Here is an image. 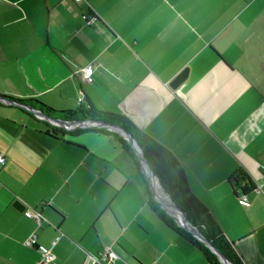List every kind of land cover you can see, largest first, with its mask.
<instances>
[{"label": "crops", "instance_id": "obj_1", "mask_svg": "<svg viewBox=\"0 0 264 264\" xmlns=\"http://www.w3.org/2000/svg\"><path fill=\"white\" fill-rule=\"evenodd\" d=\"M0 94L127 117L185 167L242 264H264V0H0ZM122 139L0 103V264H83L106 246L114 264H211L152 206Z\"/></svg>", "mask_w": 264, "mask_h": 264}, {"label": "trees", "instance_id": "obj_2", "mask_svg": "<svg viewBox=\"0 0 264 264\" xmlns=\"http://www.w3.org/2000/svg\"><path fill=\"white\" fill-rule=\"evenodd\" d=\"M10 98L17 99L14 97ZM17 100L25 104L40 107L47 114L58 115L64 119H79L80 116L81 119L92 118L97 120H105L125 126L137 139L150 166L152 167L154 173L159 177L165 189L170 193L177 205H179L186 212L188 220L193 225H195L199 231H201L231 261H233L235 264H242L240 258L234 252L232 245L226 239L222 229L210 212L209 208L196 194L192 192L188 183V176L185 167L167 147H165L151 135L145 133L133 125L127 117L100 110L93 106L80 107L77 110L57 111L56 109L37 99ZM59 130V127L53 128V132L56 134ZM122 140L125 146H127L128 150L138 161V165H141L140 160L137 158L136 153L134 152L129 141L126 139ZM143 175L147 184L150 202L152 206L160 212L161 218L167 224L175 228L179 233L188 238L192 243L201 248L208 256L211 264H223L220 261L218 255L212 251L210 247L198 239L193 233L180 226L173 217L168 215L164 209L161 208V206L153 198L149 181L146 178L145 173H143ZM235 178L238 185L243 186L244 189H250L256 186V184H253L249 176L242 170L239 171Z\"/></svg>", "mask_w": 264, "mask_h": 264}, {"label": "water", "instance_id": "obj_3", "mask_svg": "<svg viewBox=\"0 0 264 264\" xmlns=\"http://www.w3.org/2000/svg\"><path fill=\"white\" fill-rule=\"evenodd\" d=\"M188 76H189V67H185L171 81L170 85L174 89H177L188 78ZM0 102L9 103V104H13V105H19L21 107L27 108V109L35 112L40 117H43L47 121H49L55 125L68 128V129H73V128H77V127H106V128H110V129L119 131L122 135H124L128 139L131 146L135 150V152H136V154L140 160L141 166L149 178L151 189L153 191H155L153 188V181L157 180L160 183L163 191L167 194V196L170 198V200L174 204L176 212L175 211L174 212L169 211L162 204L161 200L158 198V196L155 192V198H156L157 202L160 204V206H162L166 210L167 214L170 215L171 217H173L180 226L184 227L185 229H187L188 231L193 233L198 239H200L208 247H210L212 249V251H214L218 255L220 261L223 264H235L223 252H221L220 249L217 246H215L201 231H199V229L195 225H193L188 220L186 212L179 205H177V203L173 200L170 193L165 189V187L163 186L159 177L154 173L152 167L150 166V164H149V162H148V160H147V158L143 152V149L141 148L137 139L132 135V133L125 126L118 124V123H115V122H108L105 120H97V119H92V118H86V119L58 118V117L52 116L50 114H47L42 109L32 107L30 104H25V103H23L17 99H12L8 96L1 95V94H0ZM20 204H21L20 201H17L15 203V205H20Z\"/></svg>", "mask_w": 264, "mask_h": 264}, {"label": "built area", "instance_id": "obj_4", "mask_svg": "<svg viewBox=\"0 0 264 264\" xmlns=\"http://www.w3.org/2000/svg\"><path fill=\"white\" fill-rule=\"evenodd\" d=\"M81 1V0H76ZM98 13L93 12L90 14L87 18L86 23L89 25L94 24L97 20H99ZM96 70V64L95 63H89L83 67H81L80 72L84 79H86L89 82H94V74ZM6 163V157L3 154H0V166L4 165ZM255 190L261 191L263 190V184L257 183L254 187ZM246 198V196H244ZM25 213L29 217L35 218L39 223L44 219L42 213L37 209H27L25 210ZM57 242V239L53 241V244ZM25 243L29 246H36L38 247L45 255L46 261H52L55 259L56 255L53 253L52 249L50 247H47L45 245L39 244L38 242V235L36 232H34L30 237H28L25 241ZM117 252L112 249L110 246L104 247L98 254L88 255L87 259L83 264H114L115 261L118 259Z\"/></svg>", "mask_w": 264, "mask_h": 264}, {"label": "bare ground", "instance_id": "obj_5", "mask_svg": "<svg viewBox=\"0 0 264 264\" xmlns=\"http://www.w3.org/2000/svg\"><path fill=\"white\" fill-rule=\"evenodd\" d=\"M153 186H155V191L158 192L157 195L159 196V199L161 200L162 204L171 212H176V209L174 207V204L170 200V198L167 196V194L163 191L160 183L157 180L153 181Z\"/></svg>", "mask_w": 264, "mask_h": 264}, {"label": "rangeland", "instance_id": "obj_6", "mask_svg": "<svg viewBox=\"0 0 264 264\" xmlns=\"http://www.w3.org/2000/svg\"><path fill=\"white\" fill-rule=\"evenodd\" d=\"M143 169V168H142ZM143 171H144V169H143ZM145 172V171H144ZM145 175H146V177H147V179H148V181H149V178H148V176H147V174L145 173ZM149 184H150V182H149ZM150 188H151V186H150ZM153 188H154V190H155V186H153ZM151 191H152V194H153V198H154V200L157 202V200H156V198H155V192L156 191H153L152 189H151ZM158 192H156V194H157ZM158 196V195H157ZM158 198H159V196H158ZM158 203V202H157ZM159 204V203H158ZM160 205V204H159ZM161 208L162 209H164L162 206H161ZM164 211L166 212V210L164 209ZM167 213V212H166Z\"/></svg>", "mask_w": 264, "mask_h": 264}, {"label": "flooded vegetation", "instance_id": "obj_7", "mask_svg": "<svg viewBox=\"0 0 264 264\" xmlns=\"http://www.w3.org/2000/svg\"><path fill=\"white\" fill-rule=\"evenodd\" d=\"M32 106V105H31ZM32 107H35V108H39V109H41L40 107H37V106H32ZM43 110V109H42Z\"/></svg>", "mask_w": 264, "mask_h": 264}]
</instances>
